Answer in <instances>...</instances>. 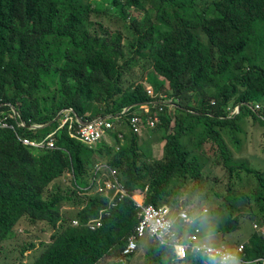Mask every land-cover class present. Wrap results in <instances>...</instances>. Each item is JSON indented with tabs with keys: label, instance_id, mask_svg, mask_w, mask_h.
Here are the masks:
<instances>
[{
	"label": "trees",
	"instance_id": "obj_1",
	"mask_svg": "<svg viewBox=\"0 0 264 264\" xmlns=\"http://www.w3.org/2000/svg\"><path fill=\"white\" fill-rule=\"evenodd\" d=\"M261 104L264 0H0V120L9 116L14 128H0V254L21 225L31 230L41 224L49 240L39 243L42 250L29 264H99L106 258L125 264L119 260L139 224L133 196L143 192L146 205L178 203L192 182L184 205L207 199L203 169L214 158L234 176L249 175L259 190L236 194L229 187L220 196L223 206L201 211L196 225L210 215L219 218L227 242L226 235L241 230V209L251 206L264 224V172L248 159L237 161L224 140L239 147L245 128L239 123L247 119L264 128ZM144 105L151 111L141 118L142 132L156 128L146 137L130 126ZM66 110L74 120L60 129L56 119ZM15 112L27 126L43 128L18 127ZM154 115L159 119L151 127ZM99 117L127 123L121 128L131 135L123 145L116 128L109 132L116 141L96 148L72 137L78 119ZM53 131L50 150L24 146L17 137L44 140ZM157 142L160 159L152 152ZM100 164L117 170L128 193L114 207L112 193L96 190L108 174L97 171ZM102 210V225L92 230L87 224ZM181 227L178 220L175 228ZM255 230L243 261L264 258V235ZM33 248L28 244L21 254ZM146 257L145 264H204L195 253L177 261L172 247L155 241Z\"/></svg>",
	"mask_w": 264,
	"mask_h": 264
},
{
	"label": "rangeland",
	"instance_id": "obj_2",
	"mask_svg": "<svg viewBox=\"0 0 264 264\" xmlns=\"http://www.w3.org/2000/svg\"><path fill=\"white\" fill-rule=\"evenodd\" d=\"M129 13L132 14L134 17L137 16V12L134 10H129ZM159 81L162 79L159 77ZM164 81V80H163ZM132 82L130 78L129 84ZM165 83V91L169 92L170 87L168 86L167 82ZM147 86L149 89H156L154 85H150L147 83ZM163 97H166L163 94ZM171 104V103H170ZM260 107H264L262 104L259 105ZM144 109V108H143ZM169 112L172 113V115L175 114V108L174 105L171 104L169 106ZM65 114L60 120L64 123L66 121ZM110 120V119H109ZM115 124L116 130H122V133L124 137H129L131 135V132L129 129L121 128L122 125L127 124L123 122L122 120L113 121ZM239 125L244 128V132L239 134V138L242 140L240 146L235 145L232 140H229V138L225 137V141L227 145H230V148L232 149V154L234 155L235 159L237 161H241L243 159H248L251 162V165L253 168L258 169L260 171L264 172V128L259 127V125L255 124L254 121L251 119L248 121L245 120V123ZM156 129V128H154ZM146 128L144 132L142 130L140 132H137L138 135L146 137L148 134L154 135L155 130ZM154 130V131H153ZM150 134V135H151ZM109 139H111L112 143L115 140V137L111 136L108 133ZM100 145H97V147ZM205 148V147H204ZM152 152L154 158H162L163 157V151L162 146L159 142L155 143L152 147ZM220 155V153L218 154ZM209 159V158H208ZM217 159H221L220 157H217ZM205 167L203 169V175H204V192L203 194L207 195V199H200L198 197H195L192 202V204L184 205V200L186 198L187 190H191L193 187V183H188L187 190H183L182 199L178 203H171L169 204L173 211L175 212V216L178 213V211L182 209H187L189 212L192 213L194 217L199 219V216L201 215V211L209 209V213L216 207H219L221 204L223 206L224 202V195L227 194L229 187H233L235 189V193H247L252 194L251 192L256 190L258 191V184L257 181L254 182L252 178H250L249 175L246 173H242V177L234 176L229 171L228 167L225 164H218L214 163V159H210ZM242 172V171H241ZM219 194V195H217ZM223 196V197H220ZM137 199H140L137 197ZM240 206V205H239ZM242 207V205L240 206ZM252 207V206H251ZM251 207H246L241 209L240 213V226L241 230H239L237 233L226 235L227 242H225L223 238V232L221 230L220 219L211 217V215L205 219H203V225H199L202 227V232L204 235H212L215 236V241H207L208 243L214 245V246H221V245H239V244H246L247 241L251 238V235L256 231L255 225H263L262 219L254 216L251 212ZM195 212V213H194ZM205 216V215H204ZM200 218H203V216H200ZM46 230V226L41 225L39 228H31L29 229L26 225H21V227L18 228V230L15 233V236L12 239H9L7 241H4L2 243V253L0 254V264H15L20 263L22 264H29L32 261H34V258L40 253L42 248H40L39 243L41 241H48L49 240V232H43L42 230ZM214 229V230H213ZM213 230V231H212ZM213 232V233H212ZM212 233V234H211ZM203 235V237H204ZM207 238V237H204ZM34 243L36 248L28 250L24 255L21 254V250L26 247V245ZM152 243V240L149 238H144L139 242V248L135 252L134 256L127 262V264H145L147 261L146 253L149 249L150 245ZM125 262V264H126ZM113 259L106 258L99 264H112ZM232 264H241L240 262H234Z\"/></svg>",
	"mask_w": 264,
	"mask_h": 264
},
{
	"label": "built area",
	"instance_id": "obj_3",
	"mask_svg": "<svg viewBox=\"0 0 264 264\" xmlns=\"http://www.w3.org/2000/svg\"><path fill=\"white\" fill-rule=\"evenodd\" d=\"M145 113L150 116V110L143 107ZM162 110V109H161ZM72 110L65 111L66 124L68 121L71 123L74 117L70 116ZM9 116H5L0 120V128H13V125L8 120ZM15 118V115L11 116ZM158 116L148 117V124L151 127H155L156 122H158ZM16 120V119H15ZM80 122L79 120H77ZM131 128L135 134L140 132L143 128L142 119L135 115L130 120ZM18 127H26L25 122H17ZM63 126V125H62ZM115 124L108 120L107 118H98L93 121H86L85 124L79 123L75 134L72 137L77 138L80 142L87 145L88 147L96 148L97 145H101L103 141L110 143L108 133L114 130ZM14 129V128H13ZM32 129V128H31ZM18 140L26 146H31L37 149H53L55 147V133L48 135V137L43 141H32L27 137H23L17 134ZM119 139L123 142L124 135L119 134ZM117 148H119L117 146ZM97 171L103 172L108 171V174L104 175L102 178L97 180L96 190L99 193L110 196L109 205L111 207L116 206V200L123 199L128 196V193L119 179L117 170L109 168L107 165H97ZM139 197L140 199H137ZM133 200L138 208V219L139 224L135 229V232L128 238L126 247L122 252V257L119 261L125 263L127 258L133 255L139 247V241L145 237L152 238L155 242H158L162 246L172 247L175 258L179 261L186 260L189 253H195L198 256L204 258L205 263L214 261L215 264H230L233 261H238L241 259L240 255L245 256L246 246L244 244L240 245L237 250L230 249L227 245H222L220 247L213 246L211 244L203 241L202 229L196 226V220L193 215L187 209H182L178 211L175 216L170 205H145L144 204V194L139 192L138 196H134ZM208 212V210H205ZM106 213L102 210L101 216L98 219L91 220L87 226L92 230H96L102 225V216ZM180 220L182 222L181 232H178L175 228L176 221ZM74 225L79 226L78 221H74ZM194 227L190 232H188V227ZM258 228V226H256ZM264 232V228H262ZM247 264H264V258H259L256 260H249Z\"/></svg>",
	"mask_w": 264,
	"mask_h": 264
},
{
	"label": "clouds",
	"instance_id": "obj_4",
	"mask_svg": "<svg viewBox=\"0 0 264 264\" xmlns=\"http://www.w3.org/2000/svg\"><path fill=\"white\" fill-rule=\"evenodd\" d=\"M166 103H168V106H170L171 104H172V100L171 99H169V101H167ZM171 103V104H170ZM147 105H144L143 107H146ZM143 107L141 108V111L142 112H137L136 113V115H138L140 118H142V116L145 114L146 115V113H145V110L143 109ZM147 108L150 110V108L147 106ZM230 110H232L231 108H229V111ZM239 110H240V106H238V107H235V109L232 111V113H231V115H234V114H236V113H239ZM67 111V110H66ZM151 111V110H150ZM125 112H127V111H125ZM124 112V113H125ZM13 115H15V119L17 120V121H19V122H22V120H19L20 119V117H19V115H18V113L17 112H15ZM63 115H65V111L63 112H61L60 113V115L58 116V118H57V120L56 121H61L60 119L63 117ZM135 116V115H134ZM148 117V116H147ZM99 118H102V117H99ZM107 118V117H106ZM98 119V118H97ZM108 120L110 119V118H107ZM132 119V118H131ZM79 121H80V119H78ZM94 120H96V119H94ZM93 121V120H92ZM110 121H112V120H110ZM24 122V121H23ZM82 122H86V121H80L79 123H82ZM113 122V121H112ZM26 124V123H25ZM64 123L61 121V125H60V129L63 127L62 125H63ZM82 124H85V123H82ZM21 128H28V129H30V130H37V129H41V128H43V126L42 125H37V124H33V125H31V126H27V124H26V127H21ZM32 128V129H31ZM116 130V129H115ZM56 132L57 131H53L52 133H50V134H53V133H55V135H56ZM49 134V135H50ZM24 137V136H23ZM48 137V136H47ZM46 137V138H47ZM28 138V137H27ZM45 138V139H46ZM30 139V138H29ZM44 139V140H45ZM120 140V139H119ZM32 141H43V140H32ZM125 141H121L120 140V145H123V143H124ZM24 146H26V145H24ZM55 146H56V143H55ZM29 147H31V146H29ZM32 148H34V147H32ZM55 148V147H54ZM53 148V149H54ZM35 149H37V148H35ZM37 150H45V149H37ZM47 150H50V149H47ZM139 192L140 191H138L134 196H138L139 195ZM143 193V192H142ZM144 194V193H143ZM133 196V197H134ZM146 205V204H145ZM161 206V205H160ZM206 210H208V212H205V210H203L202 212H204L205 214H207V213H209V209H206ZM176 217H177V215H176ZM196 218V217H195ZM178 221V220H177ZM177 221H176V223H177ZM196 224H197V220H196ZM196 226H198V227H200L199 225H196ZM256 226H258V228L256 227ZM189 228H191V229H189ZM194 227H191V226H189L188 227V232H190L192 229H193ZM201 229H202V227H200ZM262 228H264V224L263 225H258V224H256L255 225V229H257L258 230V232H260L261 234H263L264 235V232L262 231ZM203 233V232H202ZM203 235H204V233H203ZM210 235H204V237H209ZM203 237V241H205L206 243H208L207 241H206V239L207 238H204ZM146 238V237H145ZM147 238H149L150 240H152V241H154L152 238H150V237H148L147 236ZM144 239V238H143ZM142 240V239H141ZM140 240V241H141ZM139 241V242H140ZM208 244H210V243H208ZM212 245V244H211ZM226 245V244H225ZM240 245H242V244H239L238 245V247L240 246ZM214 246V245H213ZM222 246V245H221ZM227 246H229V245H227ZM217 247H220V246H217ZM230 247V246H229ZM238 247L237 248H235V249H232L231 247H230V249H232V250H237L238 249ZM139 248V247H138ZM190 254V253H189ZM189 256V255H188ZM241 256V259L240 260H238V261H233V262H231L230 264H232V263H234V262H243L244 264H247L246 262H248L249 260H242V256L243 255H240ZM244 258H245V256H244ZM176 259V258H175ZM204 259V258H203ZM177 260V259H176ZM177 261H179V260H177ZM183 261H185V260H183ZM211 263H213V264H215L214 263V261H212V262H209V264H211ZM204 264H206L205 263V260H204Z\"/></svg>",
	"mask_w": 264,
	"mask_h": 264
},
{
	"label": "water",
	"instance_id": "obj_5",
	"mask_svg": "<svg viewBox=\"0 0 264 264\" xmlns=\"http://www.w3.org/2000/svg\"><path fill=\"white\" fill-rule=\"evenodd\" d=\"M131 108H133V106H130L129 108H127L126 111L130 110ZM56 120H57V119H56ZM53 122H55V121H53ZM53 122H52V123H53ZM52 123H50V124H52ZM82 123H85V122H82ZM50 124H49V125H50Z\"/></svg>",
	"mask_w": 264,
	"mask_h": 264
}]
</instances>
